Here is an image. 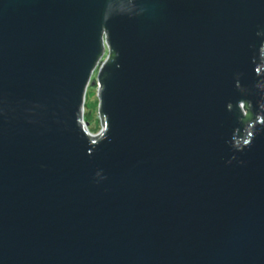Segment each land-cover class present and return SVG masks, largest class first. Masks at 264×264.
I'll use <instances>...</instances> for the list:
<instances>
[{"label": "water", "instance_id": "water-1", "mask_svg": "<svg viewBox=\"0 0 264 264\" xmlns=\"http://www.w3.org/2000/svg\"><path fill=\"white\" fill-rule=\"evenodd\" d=\"M0 264H264V0H0Z\"/></svg>", "mask_w": 264, "mask_h": 264}, {"label": "rangeland", "instance_id": "rangeland-1", "mask_svg": "<svg viewBox=\"0 0 264 264\" xmlns=\"http://www.w3.org/2000/svg\"><path fill=\"white\" fill-rule=\"evenodd\" d=\"M95 75L93 74V77ZM98 99L95 86L89 85L85 94L84 119L88 122V128L92 132H98L101 128L100 117L97 110Z\"/></svg>", "mask_w": 264, "mask_h": 264}, {"label": "built area", "instance_id": "built-area-1", "mask_svg": "<svg viewBox=\"0 0 264 264\" xmlns=\"http://www.w3.org/2000/svg\"><path fill=\"white\" fill-rule=\"evenodd\" d=\"M108 54H109V50H108L106 44H104V50H103V54H102V56L100 57V61L98 62L97 66L95 67V69H94V71H93V73L91 74L90 81H91V80H94V81H95V84H94L93 86H95V89H96V96H97V93H98V86H99L98 79H97V70H98V68L101 66L102 62H103L105 59L108 58ZM93 74L95 75L94 77H93ZM89 85H91V84H89ZM89 85H88V86H89ZM88 86H87V87H88ZM86 90H87V88H86ZM85 94H86V91H85ZM97 99H98V98H97ZM84 101H85V95H84V100H83V115H82V116H83V120L85 121V119H84ZM85 122H86V121H85ZM100 124H101V121H100ZM88 130H89L91 133H93L89 128H88Z\"/></svg>", "mask_w": 264, "mask_h": 264}, {"label": "trees", "instance_id": "trees-1", "mask_svg": "<svg viewBox=\"0 0 264 264\" xmlns=\"http://www.w3.org/2000/svg\"><path fill=\"white\" fill-rule=\"evenodd\" d=\"M252 118H253L252 115L249 113V111H247L246 115L243 118V121L248 122L251 121Z\"/></svg>", "mask_w": 264, "mask_h": 264}, {"label": "bare ground", "instance_id": "bare-ground-1", "mask_svg": "<svg viewBox=\"0 0 264 264\" xmlns=\"http://www.w3.org/2000/svg\"><path fill=\"white\" fill-rule=\"evenodd\" d=\"M94 133V132H93Z\"/></svg>", "mask_w": 264, "mask_h": 264}]
</instances>
